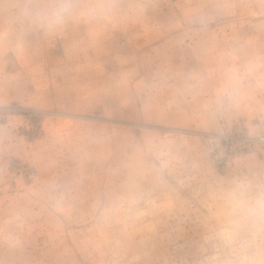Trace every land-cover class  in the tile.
I'll use <instances>...</instances> for the list:
<instances>
[{"label": "rangeland", "instance_id": "obj_1", "mask_svg": "<svg viewBox=\"0 0 264 264\" xmlns=\"http://www.w3.org/2000/svg\"><path fill=\"white\" fill-rule=\"evenodd\" d=\"M0 264H264V0H0Z\"/></svg>", "mask_w": 264, "mask_h": 264}, {"label": "clouds", "instance_id": "obj_2", "mask_svg": "<svg viewBox=\"0 0 264 264\" xmlns=\"http://www.w3.org/2000/svg\"><path fill=\"white\" fill-rule=\"evenodd\" d=\"M59 11H61V10H57L55 14H59Z\"/></svg>", "mask_w": 264, "mask_h": 264}]
</instances>
